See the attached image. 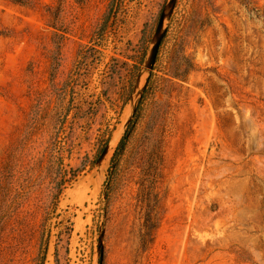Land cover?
Returning <instances> with one entry per match:
<instances>
[{"label":"rangeland","instance_id":"374dc122","mask_svg":"<svg viewBox=\"0 0 264 264\" xmlns=\"http://www.w3.org/2000/svg\"><path fill=\"white\" fill-rule=\"evenodd\" d=\"M113 1L0 0V264H264V0Z\"/></svg>","mask_w":264,"mask_h":264},{"label":"trees","instance_id":"16d2710c","mask_svg":"<svg viewBox=\"0 0 264 264\" xmlns=\"http://www.w3.org/2000/svg\"><path fill=\"white\" fill-rule=\"evenodd\" d=\"M117 4H119V0H114L113 3H112L113 6H116ZM161 16H162V11H161L159 17L156 19V21H155V23L153 24L152 27H150L151 26L150 23L146 24V28L144 29V38H143L144 43H146V41H148V37H150V31H152V29H155L156 24H157L158 20L161 18ZM168 38H169L168 34H166L162 38V40H161V42L159 44V47H158V50H157V53H156V56H155V63L152 66V71H151V74H150V77H149V82H151L153 80V78H155V76H157V74H158L157 71L162 70L163 67H164V65H163V53H164V51L166 49ZM146 54H147V51L145 49V51L143 53V56L141 58V64L144 62ZM139 70H140V67H137V71H139ZM148 86L144 90V93H143L142 99L139 102L137 111H139V108H140V106H141V104L143 102V99L145 98V94L147 93ZM132 123H133V121L130 123V125L128 127V130L126 131V134L124 135V137H123V139H122V141L120 143V146L118 147V149L116 151V155H117L118 151L120 150L121 146L124 144L125 139L127 138V135L129 133V129L131 128ZM104 149L105 148H102L100 150V152L97 155V159L100 157V155L104 151ZM115 156H114V158H115Z\"/></svg>","mask_w":264,"mask_h":264},{"label":"bare ground","instance_id":"6f19581e","mask_svg":"<svg viewBox=\"0 0 264 264\" xmlns=\"http://www.w3.org/2000/svg\"><path fill=\"white\" fill-rule=\"evenodd\" d=\"M149 64H150V56H148V59H147V61H146V63H145V67H147V66H149ZM145 74V72H142V76ZM136 95V92L134 93V96Z\"/></svg>","mask_w":264,"mask_h":264}]
</instances>
